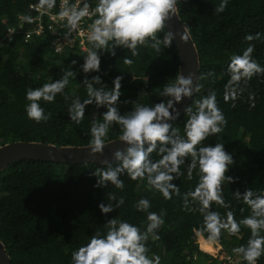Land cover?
<instances>
[{
  "label": "trees",
  "instance_id": "trees-1",
  "mask_svg": "<svg viewBox=\"0 0 264 264\" xmlns=\"http://www.w3.org/2000/svg\"><path fill=\"white\" fill-rule=\"evenodd\" d=\"M35 1L38 0H0V40L8 27L15 25L19 16L26 13ZM220 2L178 0L177 7L178 17L191 34L198 53L199 74L215 72L214 77L200 81L203 88L188 106L195 109V100L202 99L211 91L217 94L218 106L228 124L222 133L208 137L204 144L215 146L223 143L225 150L233 156L235 163L229 166L226 175L235 179L232 183L225 182L224 197L239 221L250 215V209L236 200L232 193L237 189L243 193L249 188L264 191V75L253 76L247 84L241 82L244 91L234 102H225L223 96L230 79L227 67L234 54H242L249 44H254L252 56L264 66V0H228L226 10L214 14ZM58 4L59 0L53 10L58 11ZM255 33H261V39L245 40L248 34ZM163 35L158 34L161 38ZM52 41L50 34L30 42H25L18 35L0 44V148L15 141L88 147L91 122L93 119L102 120L107 109L98 108L95 104L87 105L83 121L79 125L71 121L68 108L73 94L82 102L87 97L83 84L85 77L91 79L99 75L111 89L114 79L122 76L119 110L124 113L133 108L131 101L153 106L166 102L168 98L159 94L164 84L174 81L180 73V53L175 41L160 54L150 46H138L139 55L135 57L122 46L115 48V55L111 51L100 50V71L90 73H84L81 67L86 51L77 45H66L61 52H56ZM86 45L91 49V44L87 42ZM125 56L133 60L131 66L124 64ZM73 60L77 61L75 65H72ZM62 67L76 73L65 89L68 99L65 100L64 94H58L53 103L41 101L45 113H51L47 122L37 123L29 119L25 109L29 103L27 90L60 79ZM134 75L136 79H133ZM253 102L255 106L251 107ZM186 119L184 111L172 124L181 130V134ZM119 135V127L111 126L106 143L119 139ZM158 158L153 153V159ZM190 162L191 159L186 158L185 165L181 166L184 175L173 181L180 187L181 194L194 188L198 182L195 170L191 180L187 177L186 166ZM107 167L96 163L70 165L19 160L0 171V240L13 264H72V252L85 245L96 231L106 232L105 223L113 217L144 229L147 213L134 207L142 197L150 200L149 211L159 213L165 209L167 212L165 223L158 230L160 239L155 242L149 239L147 243L150 257L159 255L161 264L219 263L202 251L201 244L202 250L199 248L193 228L202 226L203 216L198 210L184 211L182 195L173 194L171 200H166L161 193L149 191L146 180L133 181L127 175L121 176L125 184L123 189H117L110 183L106 187H95L98 178L93 175L94 171ZM109 192L117 199L123 197L125 203L104 214L99 204L109 202ZM212 208L222 215L226 212L215 204ZM202 235L204 237L201 236L199 243L208 241L207 233ZM250 235V229L241 226L240 233L235 236L222 233L219 243L235 255L232 249L246 245ZM239 264L247 262L239 257ZM257 264H264V255Z\"/></svg>",
  "mask_w": 264,
  "mask_h": 264
},
{
  "label": "clouds",
  "instance_id": "clouds-1",
  "mask_svg": "<svg viewBox=\"0 0 264 264\" xmlns=\"http://www.w3.org/2000/svg\"><path fill=\"white\" fill-rule=\"evenodd\" d=\"M81 3L82 0H76L75 3L60 0L56 14L51 12L56 8L57 0H38L37 4L30 7L41 16L50 14L54 23L65 22L63 26L67 29L64 34L66 41L73 33L86 35L87 42L92 47L86 49L81 66L84 73L100 71V50L111 51L112 55H115V48L122 46L135 57L139 55L138 46H150L160 54L164 48H170L176 39V33L169 30L166 22L174 16H179L178 0H97L94 8L88 0H83V6ZM227 5L228 0H221L216 5L214 14L224 12ZM86 18L91 20V23L87 25L85 33L81 31V24ZM20 20L27 24L35 22L31 15L21 16ZM48 29L56 33L53 24L50 23ZM15 31L11 28L8 30L9 40L13 38ZM159 33L164 34L163 38L158 36ZM179 35L185 43L190 40L191 34L186 27ZM258 39H261V33L248 34L245 37L249 42ZM254 47V44H249L242 54H234L230 58L227 67L230 79L225 85L223 96L225 102H234L242 95L244 88L241 87V82L247 84L253 76L264 75V66L252 56ZM57 51L60 49L57 48ZM123 62L128 66L133 64V60L128 56L124 57ZM76 63V60L72 61V65ZM62 71L60 79L27 90L26 99L29 103L25 109L29 119L37 123L47 122L51 113H45L41 101L53 103L58 94H64L65 100L68 99L65 89L70 83V78H75L76 73L63 67ZM214 76V71L199 74L194 83L193 73L185 76L181 72L176 75L174 81L164 84L159 95L167 97L166 102L161 101L153 106L131 101L133 108L124 113L119 110L122 76L114 79V87L111 89L107 88V84L102 82L99 75L91 79L85 77L83 84L87 97L82 102L79 96L73 94L68 113L71 121L79 125L85 117L87 105L95 104L98 108L107 109L102 114V120L93 119L91 122L88 148L91 150L89 155L93 157L96 154L103 155L105 146L108 145L106 138L110 127H119V141L124 142V147L113 152L115 165L105 160L104 164L108 167L94 171L93 175L98 178L95 187H106L110 183L117 189H123L125 184L121 176L127 175L133 181L146 180L148 190L161 193L166 200H171L173 194L182 195L183 210H198L203 216L202 226L193 228L197 237L207 233L209 242L218 243L222 233L235 236L240 233L241 226L250 229L251 235L247 244L234 247L232 252L247 264H257L259 258L264 255V191L249 188L243 193L239 189L232 193L236 200L242 201L250 209V215L238 221L234 211L230 210V202H226L224 197L225 182L232 183L235 179L226 175L229 166L235 163L233 156L225 150L223 143H216L215 146L204 144L208 137L222 133L228 124L224 112L218 106L216 92L211 91L202 99L195 100V109L191 105L185 109L187 119L183 134L179 128L169 123L179 116L175 105L185 97L199 93L203 88L200 81ZM133 79H136L135 75ZM232 106L235 107V103ZM250 106L254 107V102ZM153 153L159 158L153 159ZM186 158L191 159L190 164L186 166L187 177L191 180L195 170L198 182L194 188L181 194L180 187L173 181L184 175L181 166L185 165ZM108 200L107 204H99L104 214L125 203L123 197L117 199L115 194L110 192ZM213 204L224 208L225 214L213 210ZM134 207L137 211L147 213L144 229L127 220L113 217L105 223L106 232L96 231L85 245L72 252V264H161L159 255L149 256L147 243L149 239L153 242L160 239L158 230L164 225L167 212L165 209H161L159 213L149 211L151 202L143 197Z\"/></svg>",
  "mask_w": 264,
  "mask_h": 264
},
{
  "label": "water",
  "instance_id": "water-1",
  "mask_svg": "<svg viewBox=\"0 0 264 264\" xmlns=\"http://www.w3.org/2000/svg\"><path fill=\"white\" fill-rule=\"evenodd\" d=\"M166 23L169 30L176 33V39L174 41L177 44L180 53V73L182 72L185 76L193 73L195 83V79L199 75V57L195 44L191 36L187 43L180 39L179 34L183 32L185 26L181 23L178 16L172 17ZM194 95L195 93L192 97H185L181 102L175 105V108L179 110V116L188 107ZM170 111L172 110L170 109ZM173 115H175V112H173ZM176 119L170 120L169 123L173 124ZM107 143L108 145L105 146L103 155L96 154V156L93 157L89 155L91 151L88 148L89 146L70 148L39 142H11L0 148V171L7 165L19 160H36L70 165L81 163L104 164L105 160H107L109 163H113L115 162L113 152L118 148H123L124 142L116 139ZM0 264H13L1 240Z\"/></svg>",
  "mask_w": 264,
  "mask_h": 264
},
{
  "label": "built area",
  "instance_id": "built-area-1",
  "mask_svg": "<svg viewBox=\"0 0 264 264\" xmlns=\"http://www.w3.org/2000/svg\"><path fill=\"white\" fill-rule=\"evenodd\" d=\"M60 2V0H59ZM76 0H70V3H75ZM88 2L91 4V6L94 8L97 0H88ZM38 1L33 2L30 5L37 4ZM81 6H83V0L81 3ZM58 11H59V4H58ZM58 11L52 10L51 14H56ZM24 15H31L35 22L32 24H27L23 23L20 20L21 16ZM53 24V27L56 29V33L50 32L48 29L49 24ZM65 22L61 21L60 23H54L50 19V14H44L41 16V14L35 10H33L30 6L27 10L26 13L21 14L19 16V20L15 25H11L8 27L7 32L5 33L4 37L0 40V44L5 42V41H11L18 35H20L25 42H30L36 38H42L46 34H50L53 36V45L55 47L56 52H61L63 48L67 45L69 47H75L76 45L79 46L82 50L86 51L88 49L87 47V39L86 35L85 36H80L77 33H73L71 37H69V40L66 41L64 34L67 31V29L63 26ZM91 23V20H88L87 18L85 21L82 22L81 24V31L87 30V25ZM15 29L16 31L12 34V39L9 40V29ZM39 33V34H37ZM27 34V35H26ZM57 48L60 49V51H57ZM220 249L219 251L215 254H211L212 252L205 251L206 253L210 254L213 258H215L219 263L218 264H227V263H236L239 260V257L236 255H232L227 250L224 249V247L219 243ZM204 252V250H203Z\"/></svg>",
  "mask_w": 264,
  "mask_h": 264
},
{
  "label": "rangeland",
  "instance_id": "rangeland-1",
  "mask_svg": "<svg viewBox=\"0 0 264 264\" xmlns=\"http://www.w3.org/2000/svg\"><path fill=\"white\" fill-rule=\"evenodd\" d=\"M201 236H203V235H201ZM201 236H200V237H201ZM203 237H204V236H203ZM198 240H199V237L196 236V241L198 242L199 248L201 249V247H200V243H199ZM211 247H212L211 249L214 248V250L211 251V252H212L211 254H214V253L216 254V253L219 251V249L221 248L220 245H219V242L216 243V244L214 243L213 245H211ZM217 249H218V250H217ZM201 250H202V249H201ZM204 250H205V248H204ZM202 251H203V250H202ZM204 252H205V251H204Z\"/></svg>",
  "mask_w": 264,
  "mask_h": 264
},
{
  "label": "bare ground",
  "instance_id": "bare-ground-1",
  "mask_svg": "<svg viewBox=\"0 0 264 264\" xmlns=\"http://www.w3.org/2000/svg\"><path fill=\"white\" fill-rule=\"evenodd\" d=\"M201 240V237L199 238V240L198 241H200ZM201 244V246H202V248L204 249L205 248V250H212L211 248V244H214V243H212V242H209V241H204L203 240V243L201 242L200 243ZM216 244V243H215ZM218 250V249H217Z\"/></svg>",
  "mask_w": 264,
  "mask_h": 264
}]
</instances>
